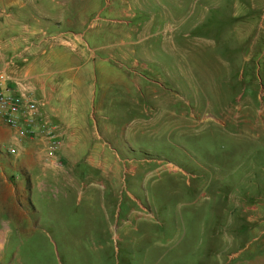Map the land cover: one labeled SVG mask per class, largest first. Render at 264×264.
<instances>
[{"label":"rangeland","instance_id":"rangeland-1","mask_svg":"<svg viewBox=\"0 0 264 264\" xmlns=\"http://www.w3.org/2000/svg\"><path fill=\"white\" fill-rule=\"evenodd\" d=\"M9 17L30 25L9 73L41 72L22 51L48 37L105 118L98 165L51 147L48 58L40 132L0 150V264H264V0H0V57Z\"/></svg>","mask_w":264,"mask_h":264},{"label":"crops","instance_id":"crops-1","mask_svg":"<svg viewBox=\"0 0 264 264\" xmlns=\"http://www.w3.org/2000/svg\"><path fill=\"white\" fill-rule=\"evenodd\" d=\"M3 37L4 41L2 42V55L1 58L6 59V58H12L13 55L15 54V48L19 46L20 41L18 40L19 38L17 37V41L15 39V33L18 32L20 33L21 31H27L28 28H30V25H28L26 22L21 21V20H10V17L6 20L3 21ZM41 29H34V32H40ZM21 35V34H20ZM26 38V37H25ZM46 44V45H44ZM45 46L46 48H44ZM48 46V47H47ZM55 43H51L48 37L39 40L38 44H34L32 46H25L23 49L24 52L28 53H33L35 54L34 62L36 61L39 67L42 69L41 72H32L30 71L29 76L27 74H23L22 76H17V77H22L26 78L31 82L32 85V92L31 95L39 99L38 96L43 94V88L45 83L47 81L45 78H48V83H52L51 76L47 77H42V75L47 74L48 72L45 70L46 66V60L49 58V65L52 62L50 59L53 60L54 58L57 59L61 58L58 57L57 55L60 53V51L57 50L58 47ZM61 48V47H59ZM48 49V50H47ZM62 49V48H61ZM55 50V53H54ZM62 51V50H61ZM61 55V54H60ZM65 56V55H64ZM66 59V57H65ZM64 58L60 60L58 65H60V68L57 70L51 69V73H55L54 76L55 78H60L59 82H54L55 83V92H51L49 94V101L51 104V108L55 110V123L56 125L53 127L55 128V133L56 135L58 133H62V138L61 142H58L57 139V151L61 153V157H64L67 162H70L72 165H82L85 160L88 161V164L90 165H98V162H95L96 156L99 158V155L97 153L92 156H89L88 158H85V148L82 146V135L83 137L88 136V140L90 139L89 134V128H90V123L94 124L92 127L94 128V131H97V124L100 122V118H105L103 115L100 116L98 113L94 114L93 110H88L89 104H86L87 102H91V106L93 102L97 100L96 98V93L91 94L90 100L89 97H84L77 91L73 92L71 89H69L70 82L73 80V74L71 72L72 70V64H69ZM65 62H64V61ZM32 63L25 64L22 70L27 68V71L31 70L30 66ZM21 70V71H22ZM26 71V72H27ZM50 75V71H49ZM106 76L104 75V79ZM119 79V78H116ZM93 89H94V80L92 81ZM87 85L85 88H91L92 86ZM79 88L81 86H78ZM82 88V87H81ZM104 97L103 94L101 95V98ZM99 99L101 101L102 99ZM82 103V106L80 105ZM84 108V109H80ZM87 108V109H86ZM71 109V110H70ZM108 119V117H107ZM6 128L12 133L8 135L11 144L16 145L18 148L19 144L21 143L22 139H18L15 134L13 129L10 127L6 126ZM103 128V127H102ZM103 131V130H102ZM93 133V132H91ZM102 133H107L106 130H104ZM70 134V135H69ZM104 151V149H103ZM3 152V151H2ZM16 224H21V222H14L12 225ZM12 228H15L13 226ZM11 229L9 222L6 225V228H4V237H3V245L5 243V240L7 238V234L9 230ZM255 240V238H253ZM239 256V253H232L230 255V259H234ZM248 260V259H247Z\"/></svg>","mask_w":264,"mask_h":264},{"label":"built area","instance_id":"built-area-1","mask_svg":"<svg viewBox=\"0 0 264 264\" xmlns=\"http://www.w3.org/2000/svg\"><path fill=\"white\" fill-rule=\"evenodd\" d=\"M11 58L0 57V117L18 139L32 138L40 132V101L31 95V82L22 77L9 73ZM49 134L51 147H57L56 134L50 128L44 129ZM0 150L7 154H14L17 147L8 143ZM57 163H60L57 160Z\"/></svg>","mask_w":264,"mask_h":264}]
</instances>
